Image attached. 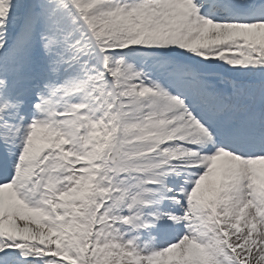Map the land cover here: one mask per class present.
<instances>
[{"label": "snow or ice", "instance_id": "snow-or-ice-1", "mask_svg": "<svg viewBox=\"0 0 264 264\" xmlns=\"http://www.w3.org/2000/svg\"><path fill=\"white\" fill-rule=\"evenodd\" d=\"M0 264H264V0H0Z\"/></svg>", "mask_w": 264, "mask_h": 264}]
</instances>
